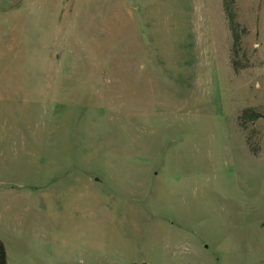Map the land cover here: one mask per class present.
<instances>
[{"label": "rangeland", "instance_id": "obj_1", "mask_svg": "<svg viewBox=\"0 0 264 264\" xmlns=\"http://www.w3.org/2000/svg\"><path fill=\"white\" fill-rule=\"evenodd\" d=\"M1 1V0H0ZM0 6V240L27 264H264V0ZM10 8H8V7Z\"/></svg>", "mask_w": 264, "mask_h": 264}, {"label": "trees", "instance_id": "obj_2", "mask_svg": "<svg viewBox=\"0 0 264 264\" xmlns=\"http://www.w3.org/2000/svg\"><path fill=\"white\" fill-rule=\"evenodd\" d=\"M223 9L227 15L228 19V25L229 28L232 32V47L234 48L237 45L238 42V34L236 31V21H235V16L234 12L232 11L231 7L229 4L226 2V0H223ZM259 118L264 119V113H261L259 111H255L251 109L250 107L243 108L241 110V113L238 115V123L241 127L244 126V124L248 121H254ZM0 264H6V250L3 242L0 240Z\"/></svg>", "mask_w": 264, "mask_h": 264}, {"label": "crops", "instance_id": "obj_3", "mask_svg": "<svg viewBox=\"0 0 264 264\" xmlns=\"http://www.w3.org/2000/svg\"><path fill=\"white\" fill-rule=\"evenodd\" d=\"M10 0H1L0 1V6L3 2H5L6 4H9L10 6ZM8 7V6H7ZM10 8V7H8ZM5 250H6V264H27V261L25 260L26 257L24 255L22 256H18L15 258H12V255L10 253V250L5 246Z\"/></svg>", "mask_w": 264, "mask_h": 264}]
</instances>
